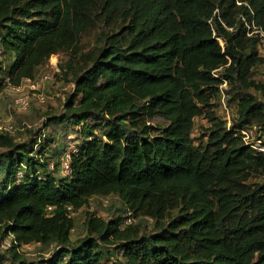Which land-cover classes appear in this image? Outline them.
Wrapping results in <instances>:
<instances>
[{
  "label": "trees",
  "instance_id": "trees-1",
  "mask_svg": "<svg viewBox=\"0 0 264 264\" xmlns=\"http://www.w3.org/2000/svg\"><path fill=\"white\" fill-rule=\"evenodd\" d=\"M251 21L264 30V0H0V55L11 59L0 63V92L67 54L73 91L45 125L80 136L57 176L54 135L0 130L9 264H32L19 249L30 243L52 248L36 264H264V153L240 130L264 129V101L248 91L263 87ZM94 23L100 45L81 53ZM224 81L236 105L229 124L213 103ZM197 116L208 126L196 142ZM109 195L129 214L88 213L72 240V212Z\"/></svg>",
  "mask_w": 264,
  "mask_h": 264
},
{
  "label": "rangeland",
  "instance_id": "rangeland-1",
  "mask_svg": "<svg viewBox=\"0 0 264 264\" xmlns=\"http://www.w3.org/2000/svg\"><path fill=\"white\" fill-rule=\"evenodd\" d=\"M100 34L99 24L94 23L80 37V51L85 53L90 50H96L99 47L98 35ZM260 55L263 51L258 52ZM264 56V55H262ZM68 55L58 53L52 55L45 63L37 67L33 79H26L21 83L20 88L13 90L11 86L5 87L0 92V130H10L17 140H25L34 132L40 130L42 133H51L55 136L54 142L49 145L50 168L54 169L57 176H63L66 173L65 162L68 158L67 154L74 150L80 136L76 134L69 126H64V123L50 122V117L61 115L64 111V102L67 96L73 91V74L67 72L66 60ZM81 58L78 55L74 58L73 66L80 68L84 66ZM11 59L7 55H0V63L7 65ZM85 64V63H84ZM254 79L262 88H250L248 91L253 93L258 99L264 101V61L253 68ZM222 94L220 98L213 100L216 113L225 118L228 124L232 122L236 115V105L231 97V85H221ZM18 95H23L28 100V108L23 110L16 105L15 98ZM51 121V120H50ZM208 126L206 119L202 116H197L194 119V127L192 136L197 142L204 128ZM80 126H76L79 129ZM41 134V133H39ZM264 136V129L261 131ZM55 163H58L55 164ZM124 206L116 195L109 196H94L84 207L72 212L74 219V227L71 229L70 237L72 240H78L86 234L84 219L88 213H93L97 216L109 219L119 214L127 215L123 212ZM139 219L132 220L137 223ZM141 225L146 226L149 230L152 226V220L145 218L141 220ZM11 241V237L0 238V264H9V253L7 247ZM23 257L32 264L42 257H48L51 254L52 248L45 247L39 243H30L19 247Z\"/></svg>",
  "mask_w": 264,
  "mask_h": 264
},
{
  "label": "built area",
  "instance_id": "built-area-1",
  "mask_svg": "<svg viewBox=\"0 0 264 264\" xmlns=\"http://www.w3.org/2000/svg\"><path fill=\"white\" fill-rule=\"evenodd\" d=\"M247 25V33L248 35H257L258 36V50L263 51L264 54V30L254 24L253 21L250 23H246ZM27 81L31 82L29 79H26ZM225 84V81L224 83ZM21 85L19 86H11L13 90H17L20 88ZM16 105L23 109L26 110L28 108V100L25 96L23 95H18L15 98ZM243 135V139L245 140L246 143H248L251 147L254 149L261 151L264 153V136L261 134V129L259 125H252V126H244L243 128L240 129ZM65 170H68V158L65 162ZM129 214V213H127ZM125 222H130V218H126Z\"/></svg>",
  "mask_w": 264,
  "mask_h": 264
}]
</instances>
